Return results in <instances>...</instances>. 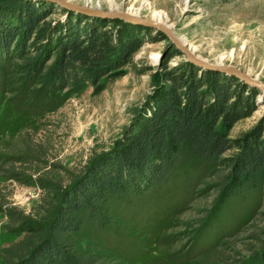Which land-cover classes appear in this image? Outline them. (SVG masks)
Listing matches in <instances>:
<instances>
[{
	"label": "rangeland",
	"instance_id": "obj_1",
	"mask_svg": "<svg viewBox=\"0 0 264 264\" xmlns=\"http://www.w3.org/2000/svg\"><path fill=\"white\" fill-rule=\"evenodd\" d=\"M63 1L155 20L183 38L199 58L239 68L264 84V0ZM23 4L36 12L28 23L40 15L17 39L30 56L35 55L32 42L45 43L50 31L69 21L80 33L94 25L114 36L122 30L138 43L119 70L93 84L59 90L47 84L55 55L32 78L21 71L25 60L0 48V191L28 213L41 196L28 175L68 184L138 119L161 84L169 82L167 70L188 60L160 30L58 0H0L2 26L18 24ZM242 83L258 92L256 109L236 121L227 136L250 133L264 139V92ZM237 153V148L226 151L223 165L216 166L184 144L166 181L111 197L106 224L83 221L72 239L84 255L71 264H264V167L258 174L234 177ZM26 155L35 162H21ZM6 223L0 212V252L25 235L9 232Z\"/></svg>",
	"mask_w": 264,
	"mask_h": 264
},
{
	"label": "trees",
	"instance_id": "obj_2",
	"mask_svg": "<svg viewBox=\"0 0 264 264\" xmlns=\"http://www.w3.org/2000/svg\"><path fill=\"white\" fill-rule=\"evenodd\" d=\"M22 6L18 24L0 23V48L6 55L25 60L21 71L32 78L55 55L47 80L51 89L81 82L93 84L127 64L132 48L138 44L122 30L114 36L112 31L100 32L91 25L80 33L82 29L69 21L50 31L45 43L32 42L35 55L30 56L26 44L17 39L24 28L34 27L40 15L28 23L36 12L31 6ZM165 79L169 82L161 84L124 135L107 151L91 158L68 184L28 175L41 190L34 213H25L0 191V212L7 217L5 228L25 232L14 244L2 248L0 264H71L82 253L72 233L81 230L83 221L106 224V204L111 197L140 193L166 181L174 172L184 144L199 159L213 161L216 166L223 165L222 154L237 148L231 171L234 177L262 171L264 139L250 133L241 138L227 136L236 121L256 109V89H248L231 75L203 70L189 61L169 68ZM20 161L35 159L26 155Z\"/></svg>",
	"mask_w": 264,
	"mask_h": 264
},
{
	"label": "water",
	"instance_id": "obj_3",
	"mask_svg": "<svg viewBox=\"0 0 264 264\" xmlns=\"http://www.w3.org/2000/svg\"><path fill=\"white\" fill-rule=\"evenodd\" d=\"M58 1L60 3L66 4L67 6H70V7L79 9V10H83V11H86L89 13L100 14L102 16H108V17H112V16L115 17L116 16L119 18H125L128 21L136 22V23H139V24L160 30L179 49L180 53H182L184 55L185 59L190 61L191 63L199 66L202 69L216 70V71L226 73L228 75H232L233 77H236L238 80L248 84L249 86L257 87L258 89H260L262 91V93L264 92V84L259 82L255 78H252L249 73L243 72L239 68H236V67L224 65V64L219 63V62L211 63V62H208L202 58H199L197 55H195L189 49V47L182 44L175 37V35L172 33V31L162 23L156 22L155 20H152V19L143 18V17H140L138 15H130L128 13L121 12V11H115V10L104 11V10H101L99 8H91V7L86 8L84 6H79V5L72 6L71 4H68V3L64 2L63 0H58Z\"/></svg>",
	"mask_w": 264,
	"mask_h": 264
},
{
	"label": "bare ground",
	"instance_id": "obj_4",
	"mask_svg": "<svg viewBox=\"0 0 264 264\" xmlns=\"http://www.w3.org/2000/svg\"><path fill=\"white\" fill-rule=\"evenodd\" d=\"M173 33V32H172ZM174 34V33H173ZM182 44H184V45H187L186 44V41L183 39V38H181V37H176ZM189 49L193 52L194 51V49H192V47H189ZM231 56V55H230ZM224 56L222 55L221 57H220V59H219V61L223 58ZM219 63H221V62H219Z\"/></svg>",
	"mask_w": 264,
	"mask_h": 264
}]
</instances>
